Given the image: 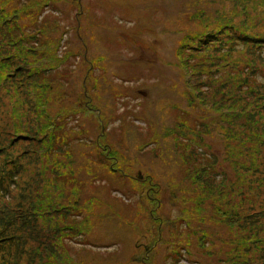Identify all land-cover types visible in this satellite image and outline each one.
I'll return each mask as SVG.
<instances>
[{
	"label": "rangeland",
	"instance_id": "1",
	"mask_svg": "<svg viewBox=\"0 0 264 264\" xmlns=\"http://www.w3.org/2000/svg\"><path fill=\"white\" fill-rule=\"evenodd\" d=\"M51 1L0 50V264H264V0Z\"/></svg>",
	"mask_w": 264,
	"mask_h": 264
},
{
	"label": "trees",
	"instance_id": "2",
	"mask_svg": "<svg viewBox=\"0 0 264 264\" xmlns=\"http://www.w3.org/2000/svg\"><path fill=\"white\" fill-rule=\"evenodd\" d=\"M7 1L8 0H0V18L4 16L3 20L6 22V25H10L9 27H6L4 29L2 35H0V39H1L0 46H2L1 49H0L1 52H2V49L4 50V48H7V45H9L11 41H13V42L22 41L24 38H29V37H34L35 39H37V38L39 39L40 38L39 34H43L40 30L44 28L45 24L48 22L49 19L47 18V16H44V14H42L40 19L36 20V16L39 15L40 11L44 7H46L49 3H52L51 0H44L42 2H36L37 0H26L27 1L26 8L19 9V8L13 6L14 4H10ZM21 1L24 2L25 0H21ZM33 1L35 3V7L32 10H30L31 4L33 3ZM12 8H14V11H12ZM4 13H5V15H4ZM23 16L25 18H27V20H30V21H27L28 23H26L25 19H21V21H20L21 23H18L17 19L19 17H23ZM90 22L94 23L93 21H90ZM26 27H30V29L24 30ZM56 36L58 38L57 34H56ZM12 38H14V39H12ZM63 42H62V44H63ZM259 45H263V43H259ZM64 48L66 49V46H64ZM23 49H26V50L34 52V48L28 47L26 45H24ZM15 51L16 50L13 49L12 52L10 51V52H8L5 55V61L6 62L14 63V61L15 62L18 61V58H14V57H16L15 56ZM85 58L86 57L83 54L81 56V61L83 62L85 60ZM44 59L45 60L48 59L47 60V61H49L48 63H51L50 65H48L49 68H53V65H52L53 61L59 62V59H57L55 57H52L51 55L50 56H46V58H44ZM97 59H98V57H97ZM102 60H103V57H101V62H99V61H95V62L94 61L93 62L89 61V63L86 66L88 68V71H87L86 75L83 76V82H84L85 85H86V81L85 80H87L88 78L92 79V83L91 84L94 85V81L96 82V76L92 74V68H94L95 64H97V63H103ZM33 62H37L35 57L33 58ZM99 68H100L99 76H101V79L103 81H105L106 80V72H107V70H106L105 67H99ZM40 70H43V72H46L49 69L46 66V67L40 68ZM57 71L59 72L60 70H57ZM35 75H36V70H34L32 72V76L34 77ZM59 75H60V77L62 76V74H59ZM63 75L65 76V78L68 76L67 72L66 73L64 72ZM93 76H95V77H93ZM35 79H37L36 76H35ZM110 86H111V83H107L103 87L104 90L107 91L106 92L107 95H111ZM117 87H120V86L118 85ZM71 88H72V91H74V92H76L78 90L77 87H75V86H71ZM93 92H95L94 94L96 95L98 93V89H94ZM91 95L94 97L93 94H91ZM112 96H113V93H112ZM87 104H88V102H87ZM86 108H87V110L92 111L94 109V106L91 107L88 104V106ZM95 112H97V110H95ZM98 114H99V112H97L96 116H99ZM118 201L119 202H123L121 199H118Z\"/></svg>",
	"mask_w": 264,
	"mask_h": 264
}]
</instances>
